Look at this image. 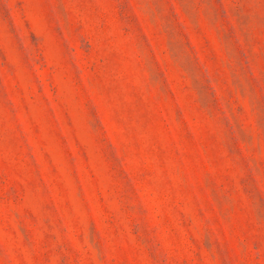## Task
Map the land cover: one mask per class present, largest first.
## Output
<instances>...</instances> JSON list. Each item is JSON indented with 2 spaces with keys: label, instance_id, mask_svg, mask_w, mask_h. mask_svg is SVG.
Returning a JSON list of instances; mask_svg holds the SVG:
<instances>
[{
  "label": "rangeland",
  "instance_id": "rangeland-1",
  "mask_svg": "<svg viewBox=\"0 0 264 264\" xmlns=\"http://www.w3.org/2000/svg\"><path fill=\"white\" fill-rule=\"evenodd\" d=\"M0 264H264V0H0Z\"/></svg>",
  "mask_w": 264,
  "mask_h": 264
}]
</instances>
